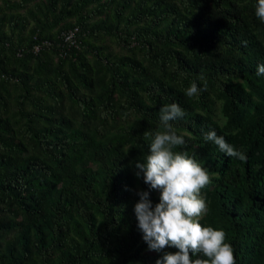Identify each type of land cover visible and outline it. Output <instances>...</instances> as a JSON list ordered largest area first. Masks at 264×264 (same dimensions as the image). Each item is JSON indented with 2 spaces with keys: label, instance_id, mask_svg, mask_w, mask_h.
Segmentation results:
<instances>
[{
  "label": "trees",
  "instance_id": "16d2710c",
  "mask_svg": "<svg viewBox=\"0 0 264 264\" xmlns=\"http://www.w3.org/2000/svg\"><path fill=\"white\" fill-rule=\"evenodd\" d=\"M256 3L0 0V264H156L134 208L160 191L135 165L170 103L186 113L171 122L184 150L212 176L201 223L227 233L237 264H264ZM212 130L246 160L205 141Z\"/></svg>",
  "mask_w": 264,
  "mask_h": 264
},
{
  "label": "clouds",
  "instance_id": "9594fccd",
  "mask_svg": "<svg viewBox=\"0 0 264 264\" xmlns=\"http://www.w3.org/2000/svg\"><path fill=\"white\" fill-rule=\"evenodd\" d=\"M255 16L264 22V0H257ZM256 75L264 76V64L258 66ZM184 91L193 98L201 88L192 81ZM159 111V130L143 133L149 141L148 153L135 165L136 175L142 176L151 189L160 191L159 203L154 207L148 191L138 193L140 199L134 211L144 241L150 250L163 253L156 264H237L227 233L201 223L208 213L202 192L211 185L212 176L184 150L185 136L178 134L171 123L186 115L184 109L178 103H170L162 105ZM204 139L229 157L241 161L247 158L215 130L206 133ZM167 248L177 251H166Z\"/></svg>",
  "mask_w": 264,
  "mask_h": 264
}]
</instances>
